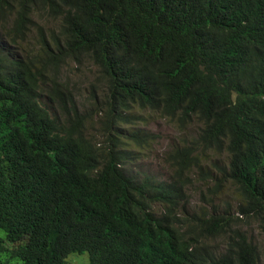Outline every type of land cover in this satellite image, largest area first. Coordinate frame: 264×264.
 Masks as SVG:
<instances>
[{
	"label": "trees",
	"instance_id": "1",
	"mask_svg": "<svg viewBox=\"0 0 264 264\" xmlns=\"http://www.w3.org/2000/svg\"><path fill=\"white\" fill-rule=\"evenodd\" d=\"M85 61L103 81L108 136L135 143L123 124L136 109L191 126L189 159L224 160L217 175L264 234V0H0V264H258L247 236L211 243L231 219L187 234L171 212L178 178H141L98 150L105 131L59 101L64 66Z\"/></svg>",
	"mask_w": 264,
	"mask_h": 264
},
{
	"label": "rangeland",
	"instance_id": "2",
	"mask_svg": "<svg viewBox=\"0 0 264 264\" xmlns=\"http://www.w3.org/2000/svg\"><path fill=\"white\" fill-rule=\"evenodd\" d=\"M50 26L55 28L56 25ZM61 79L64 96H60V103L63 105L66 98L67 106L70 100L74 102L80 112V119L89 120L88 127L92 133L105 131V135L96 138L100 152L114 151L115 155L124 157L127 170L141 178L150 176L169 182L175 177L180 180L181 195L178 201L181 204L171 212L177 214L178 222H184V230L188 235L195 236L197 222L204 220L208 215L231 219L225 241L217 238L211 241L213 246L221 249L234 233L247 236L257 247L258 264H264V234L258 222L237 212L238 191L215 171L217 164L225 166L224 160L212 161L213 156L208 152L202 153L205 158L203 166H195L189 159L190 155L199 150L191 126L187 127L183 123L164 117L159 111H127L124 113L125 120L134 119V122H125L123 129L126 131L133 125L137 126L133 130L136 139L135 143L133 140L123 139L127 145L120 144L115 139L119 132L112 130L113 136L106 134L108 116L101 101L104 86L98 69L89 61L80 64L67 63ZM93 98L99 102L101 111L95 108ZM156 208L161 213L169 212L166 205ZM67 261L68 264H91L88 254H73Z\"/></svg>",
	"mask_w": 264,
	"mask_h": 264
},
{
	"label": "clouds",
	"instance_id": "3",
	"mask_svg": "<svg viewBox=\"0 0 264 264\" xmlns=\"http://www.w3.org/2000/svg\"><path fill=\"white\" fill-rule=\"evenodd\" d=\"M71 103H72V101L70 100V101H69V105H70Z\"/></svg>",
	"mask_w": 264,
	"mask_h": 264
}]
</instances>
